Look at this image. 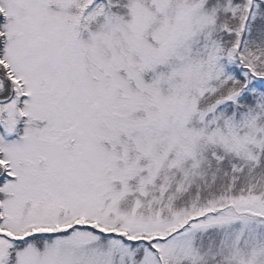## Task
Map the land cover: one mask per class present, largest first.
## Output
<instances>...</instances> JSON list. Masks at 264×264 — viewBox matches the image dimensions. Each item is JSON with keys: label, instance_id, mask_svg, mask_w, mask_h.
<instances>
[{"label": "snow or ice", "instance_id": "6c2138e0", "mask_svg": "<svg viewBox=\"0 0 264 264\" xmlns=\"http://www.w3.org/2000/svg\"><path fill=\"white\" fill-rule=\"evenodd\" d=\"M0 264H264V0H0Z\"/></svg>", "mask_w": 264, "mask_h": 264}]
</instances>
